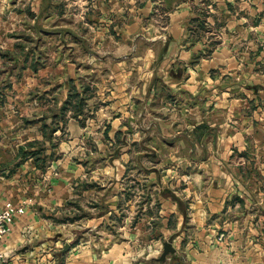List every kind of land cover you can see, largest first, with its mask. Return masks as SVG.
Masks as SVG:
<instances>
[{
  "label": "crops",
  "instance_id": "1",
  "mask_svg": "<svg viewBox=\"0 0 264 264\" xmlns=\"http://www.w3.org/2000/svg\"><path fill=\"white\" fill-rule=\"evenodd\" d=\"M26 1L0 0V80L15 77L9 71L8 57H15L10 60L16 63L28 64L23 67L19 81L11 89L8 86L0 87V207L6 200L19 203L28 196L30 198L25 204L24 212L15 216L12 228L1 244L7 262L264 264V107H255L254 98L248 94L249 91L254 96H260V89L253 93L249 86L250 80L247 83L240 78L252 70L256 73L261 71L256 68L264 62V38L255 41V56L244 55L243 63L237 60L239 64L236 61L233 65V60L229 58L223 61L217 58L220 43L209 55L199 54L204 44L200 41L202 38L196 40L195 32L188 29L192 26L190 18L198 12L195 8L198 0H81L87 5L83 14L88 19L92 17L103 21L109 16L112 18L103 27L105 30L110 28L111 32H115L117 20L127 18V31L137 34L143 26L141 22L148 20L147 27L155 32L148 37V45L143 53L149 68L148 81H144L142 85L132 82L128 79L132 72H127L126 78L114 75L103 78V82L107 83V87L103 89V139L93 138L87 119L81 123L68 111L64 127L69 132V139L58 144L60 155L53 160L52 165L59 166V169L50 177L52 188L43 201L38 200V197H32V201L30 191L36 184L29 175L40 167L36 166L32 157L22 158L19 147L27 142L43 139V118L50 122V113L57 110L67 96V82L74 79L75 60L66 55L67 58L63 61L65 70L62 71L46 65L49 64L47 61L33 69L31 62L40 63L43 56L37 53L38 45H35V40H29L27 30H31L30 22L24 20L29 18L27 11L33 10L30 20L34 36H42L44 31L59 29L65 25L71 31V44L75 22L63 24L60 20L62 17H57L66 15L68 11L65 8L64 14L59 11V7L53 6V2L57 0H32V7L29 9L24 7ZM71 1L76 3L75 0ZM225 1L223 12L236 19L243 14L244 23H248L247 17L250 14L246 8H236L237 0ZM45 15L50 16L49 22L43 21ZM156 16L164 20L161 26L155 27L152 22ZM213 19L214 21L209 20L210 23H214L218 17ZM224 21L221 33L230 30L226 26L228 21L225 17ZM254 27H257V23L244 26L243 43L251 36ZM258 33L260 35V31ZM82 38L84 40V34ZM32 43L34 47L28 51L27 48ZM58 62L60 61L56 60L55 63ZM250 62L254 63L252 69ZM228 63L232 66L229 67ZM52 73H57L53 78L62 79V84L59 81L55 86L39 88L36 80ZM155 78H160L161 85L168 91L171 90L176 97L180 95L186 100L180 106H171L169 111V117L177 115L175 129H169L158 122L162 137H179L183 149L180 154L173 157L171 155L169 159L159 157L152 160L150 167L153 169L145 176V181L148 182L142 193L146 198L144 206L147 209L137 219L140 221L143 218L142 222L149 224L148 230L144 226V234L146 237L147 233L150 234V245L155 248V252H151L149 248L142 250L140 247L134 251V247L125 243L123 237L111 241L107 246L99 241L97 244L93 242V245L82 241L79 243L72 233L62 242L58 235L54 238L58 231V221L42 211L49 209L50 214H55V217L61 211L72 213L70 217L73 221L68 224L81 220L86 225H95L108 218L114 206L122 204L124 186L118 184V180L125 174L124 164L131 155L127 152L126 141L119 144L113 139L114 136L118 139L123 123L130 124V118H134L133 112L145 114L156 92L151 81ZM60 88H66V91L61 90L58 94L57 90ZM40 90L42 93L37 94ZM41 95L43 98L48 97L47 103L37 102ZM90 106L88 103L89 113L93 110L95 113L97 101L93 102V109ZM203 123L206 131L199 134ZM142 130L137 138H133L137 142L141 141L147 131L145 128ZM109 139L114 141L115 156L119 155V158L112 155L111 161L115 167L112 165L107 173L111 176V181L103 184L99 182L103 175V164H95L89 159V155L92 152L102 155L108 149ZM79 141L84 142V145L85 142L94 141L91 146L94 151L84 146L80 151L81 156H77L78 160L71 161L69 155ZM114 178L116 182L112 184ZM103 186L110 187L114 193L104 199V210L103 195L99 198ZM89 199L96 203L90 206L83 204V200L89 202ZM127 201L130 202L131 199ZM76 206L96 208L98 213L78 217L75 215L78 210ZM152 223L157 225L153 227ZM164 240L171 241L176 250L164 260H159L157 257L162 251ZM65 244H68L67 249H64ZM132 244L135 245V242L132 241Z\"/></svg>",
  "mask_w": 264,
  "mask_h": 264
},
{
  "label": "rangeland",
  "instance_id": "2",
  "mask_svg": "<svg viewBox=\"0 0 264 264\" xmlns=\"http://www.w3.org/2000/svg\"><path fill=\"white\" fill-rule=\"evenodd\" d=\"M57 1H59V3H56ZM57 1H54L52 5L55 7H59V11L61 13L65 14V8H68L66 15H58L57 17H62L60 20H62L63 24H65L64 22H75L73 43L71 44L69 39L71 31L68 30L65 25L60 26L59 29L55 28L52 30L44 31L42 36L35 35V37L34 31L32 30L33 23L30 20L33 17V10L27 11V14L29 16V18L27 19H29V21L27 19L24 20L27 23L30 22L29 26L31 27V30H27V33H29L30 37L29 40H35V45H38V47L36 46V51L43 56L40 59V66H42L43 63L47 61L49 62V64L46 65H51L52 68L55 67L56 71H62L65 70V63L63 61L65 60V58H67L66 55L75 60L73 64V68L75 70L73 75L75 79L74 83L77 84L78 87L80 81L85 84L89 83L91 89L93 90L92 96L95 95V97L91 96L90 100L88 99V103H90L91 105L90 108L93 109V102L97 101L98 103L97 111L93 113V110V112L88 113V115L84 119H87L90 123L89 127L92 130L93 138L100 137L103 139V89L107 87V83L103 82V78L106 79L111 75L118 77L125 76L127 72H132V75H129L128 77V79H131L132 82L138 85H142L144 81H148L147 74H149V68L147 60L143 58L145 56L143 53L148 45V37L152 36L155 32L151 30V28L147 27L146 22L148 20L141 22L143 26L142 28L140 27L137 34L128 32L127 18L117 20L118 25L115 27V32H111L110 28L109 30L103 29V27H106L107 24L110 23L109 19L112 20L110 16L103 19V21L98 20V22L92 17L91 19H88L87 15L83 14V12L85 11L84 7L87 5H85V3H82L81 0H75L76 3L72 2L71 0ZM230 1L233 2L234 0ZM224 2L226 1H197V3L195 4V8L198 10V12L205 11L204 15L203 13L198 14L199 16L202 15L201 17L204 18L206 26L198 27L197 22V26L194 31V38L196 40H200L202 38L200 41L202 42V44L204 43L201 49V53H199L200 55H209L211 51L220 43V47L217 49V58L221 61L229 58L230 60H233L232 62L234 65L236 64L237 60L239 62H242V56L244 55H247L248 57L252 55L255 56V41L264 38V0H237L235 2L236 8H239V10L246 8V10H248V13L250 14V17H247L248 23L246 24L244 23L245 18L243 14H240V18L236 19L232 18V15L227 14V12H223V7L225 8ZM46 6H48V4ZM24 7L25 9L31 8L32 0H27L24 4ZM158 12L161 13L160 10H158ZM216 16L218 17V19H216L214 23H210L209 20L212 19L214 21L213 17L215 18ZM224 17L225 20L228 21V24H226V26L230 28V30L228 32L222 31L221 33L220 30L225 22ZM49 18V15H45V17H43V21L49 22ZM154 19L155 21L152 20V22L155 23V27L161 26L164 22V20H162V18L158 16L154 17ZM84 21H86L87 23L85 24ZM256 23L257 27L254 28H256L257 31L253 28L251 31V36L246 39V43H243L242 36L245 34L244 26L246 27V25L250 24L256 25ZM129 26L131 27V25ZM259 31L260 35L258 33ZM83 34L84 40L82 38ZM49 41L51 43H49ZM34 43L29 45V47L27 48L28 51L31 50V47H34ZM133 43L134 45L132 46ZM199 46L201 47V45ZM262 50V56H264V49ZM138 55H140V57H138ZM12 58L15 57L10 56L7 58L9 60L8 66L9 71L15 77L0 80V87L8 86L11 89L14 83L16 84L17 81H19L18 79L20 74L22 73L23 67L25 68L26 66H28V64L24 65L23 63H16L15 61L10 60ZM56 60L60 62L56 64ZM249 64H251L250 67L252 69L254 63L250 62ZM56 65H58V68ZM260 65H258V67L256 68L257 70H261L260 72L256 73L252 70L248 72V75L245 74L240 76V78H243L242 80H245V82L250 80L251 85L249 86L252 87L253 93L257 89H260V96H254L248 91V94H250V96L254 98L255 107H264V62ZM228 66L230 67L232 66V64L228 63ZM217 71L215 73H217ZM53 73L48 74L47 76L44 75V78L36 80L38 87L43 89L44 87L52 85L55 86L57 85V83H59V81H61L59 84H62V79L56 80V78H53V76H55L57 73ZM126 77L127 76H125V78ZM219 79L221 83V78ZM151 81L154 84V89L156 90V92L153 95L147 111L145 112V114L140 115H138L137 112H133L132 116L134 118H130V124L127 125L126 123H123L122 129H119L118 139L115 136V139H113L114 141L116 140L115 142H118L119 144L126 141L125 144L127 145V152L132 157H130V161L128 160L124 164L125 174L118 180V184H122L124 186L122 204H118L116 207L114 206L115 208L113 207V211L108 215L109 217L103 219L101 223L95 225H86V223H82L83 221L81 220L74 221L73 224H68V222L73 221L70 217L72 216V213H63L61 211L57 213V216L55 217V214L51 215L49 209H46L45 211H42L43 214L52 218H56L58 221V231L57 233H55L54 238H57L58 235V239H60V241L62 242V240L68 239V237L71 236L70 233H72L74 234V237L77 238V242L79 243L82 241V243H89V245H93V242L97 244V242L99 241L100 243H103V246H107L109 243H111V241L115 239H121V237H123L125 243H128L129 246L134 247V251H137L136 248L140 247V249L142 250H148L149 248L150 250H152L151 252H155V248L150 245V234L147 233V237L144 234V226L148 230L149 224L145 221L142 222L143 218L140 221L139 219H137V217L139 215L141 216V213L144 212L145 209H147V207L145 208L144 206V204L146 203V198L142 193V191H144V189L146 188V182H148L145 181V176L150 169H153V167H150V165L152 164V160H155L159 157H161V159H169L171 155V157H173L178 153L180 154L181 150L183 149L179 137H162L163 133L158 122H161L169 129H175V122L178 121V119L176 118L177 115L169 117V111L171 110V106H180L181 102L186 100H183V96L179 95L176 97V95L173 94L171 90L168 91L167 89H165V87L161 85L160 78H155L154 80L151 79ZM253 82L258 84L254 85ZM65 89H58V94L59 92L61 93V90L66 91ZM41 93L42 90H40V92L37 94ZM185 95L187 96V93ZM47 98L48 97L43 98V96L41 95L37 98V102L42 101V103H47ZM187 100H190L189 96H187ZM33 104L38 105L34 102ZM58 107L56 108L57 110ZM67 113L68 111L66 112V115ZM66 115L65 117H67ZM165 122L166 124H164ZM59 125L63 127L62 122H60ZM62 127L57 128L53 133L52 142L55 143L54 147H51L49 141L44 142L46 149L43 154H48L49 152H51V150H53L54 152H59L58 144L69 139V132L65 129V127ZM143 128L147 129V131L145 132V136L141 139L140 142H137L136 139L133 138H137L138 133H142ZM113 140H108V149H105L102 155L96 152H92V154L89 155V159L95 162V164L97 163V165L99 166L103 164V175L100 174L101 176L99 179V182L103 184H108L111 181V176H109V174L107 173L109 170H111L112 165L115 167V165L111 161V159L113 158L112 155H114L115 158H119V155L115 156L116 146L115 143H113ZM93 142H85L84 145V142L81 143L79 141V143L73 149V152L70 155L68 154L69 160L77 161V156H81L80 151L83 150L84 146H87L88 148H91V151H94L93 147H91L93 145ZM26 149H29V146H26L25 150ZM146 150L151 151L148 152ZM53 160L46 162L45 168H40L37 171L33 170V172L30 173L29 178L36 184V186L33 188L34 190L32 189L30 191L32 193V201L34 200L32 197H38V200L43 201L45 199V196L52 188L50 177L58 171L57 169H59V166L53 167ZM169 167L174 168L176 166ZM114 182H116L115 178L112 180V184ZM113 194L114 193L110 187L108 188L106 186H103V190H101L99 195V198L103 195V210L105 209L104 199L106 197H111ZM28 197H26L24 200L30 201V198ZM128 199H131V201L128 202ZM89 200V202L85 200H83L82 202L83 204H86L88 206L92 205L95 202L92 199ZM40 206H38L39 209ZM88 206L85 208L76 206L78 210H76L75 215H78L79 217V215L82 214L96 215L98 213V210L96 208H90ZM42 210H44V208ZM64 211L67 210L64 209ZM137 220L139 222H136ZM151 225L154 227L157 224L152 223ZM132 241L135 242V245L132 244Z\"/></svg>",
  "mask_w": 264,
  "mask_h": 264
},
{
  "label": "trees",
  "instance_id": "3",
  "mask_svg": "<svg viewBox=\"0 0 264 264\" xmlns=\"http://www.w3.org/2000/svg\"><path fill=\"white\" fill-rule=\"evenodd\" d=\"M228 6H230V4H228ZM198 13H203L204 15L205 11L197 12V14L194 17L190 18L191 24L193 23L192 26H189L188 28L190 31H195L197 22H198V27L206 26V23L204 22V18L201 17L202 15L199 16ZM30 66L33 69H37V67L40 66V63L32 61ZM67 83H68L67 96L61 102L58 110L52 111L50 113V117H51L50 122H46L45 117L43 118L44 119L42 122L43 139L30 141L27 142L26 145L19 147V151L21 153L22 158L25 156L33 157L36 166L42 169L45 168L46 162L56 159L60 155V152H54L53 150H51V152H49L48 154H43V152H45L46 149L44 142L49 141L51 147L55 146V143L52 142L53 133L57 128L62 127L61 125H59L60 122L63 123V127H64V123L66 121V117H65L66 112L71 111V116L79 119V121L82 123L90 110L88 108V99H90L93 93L90 84L89 83L85 84L80 81L78 87V85L74 83V79H69ZM200 127L201 128L199 134L205 133L206 125L203 123L202 125H200ZM26 146H29V149L25 150Z\"/></svg>",
  "mask_w": 264,
  "mask_h": 264
},
{
  "label": "built area",
  "instance_id": "4",
  "mask_svg": "<svg viewBox=\"0 0 264 264\" xmlns=\"http://www.w3.org/2000/svg\"><path fill=\"white\" fill-rule=\"evenodd\" d=\"M29 200H22L19 203L6 200L0 207V264H9L5 259L4 252L1 249V244L5 236L10 232L15 216L24 212L25 204Z\"/></svg>",
  "mask_w": 264,
  "mask_h": 264
},
{
  "label": "water",
  "instance_id": "5",
  "mask_svg": "<svg viewBox=\"0 0 264 264\" xmlns=\"http://www.w3.org/2000/svg\"><path fill=\"white\" fill-rule=\"evenodd\" d=\"M67 248H68V244H65L64 245V249H67ZM175 250L176 249L172 245L171 241L164 240L162 242V251H161V253L159 254V256L157 258L159 260H164L169 253H173V252H175Z\"/></svg>",
  "mask_w": 264,
  "mask_h": 264
}]
</instances>
